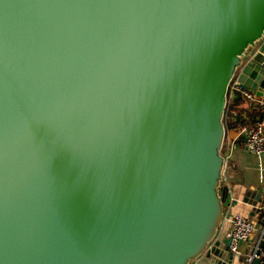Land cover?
<instances>
[{
  "label": "water",
  "instance_id": "water-1",
  "mask_svg": "<svg viewBox=\"0 0 264 264\" xmlns=\"http://www.w3.org/2000/svg\"><path fill=\"white\" fill-rule=\"evenodd\" d=\"M263 37L264 0H0V264H240L225 115Z\"/></svg>",
  "mask_w": 264,
  "mask_h": 264
},
{
  "label": "built area",
  "instance_id": "built-area-1",
  "mask_svg": "<svg viewBox=\"0 0 264 264\" xmlns=\"http://www.w3.org/2000/svg\"><path fill=\"white\" fill-rule=\"evenodd\" d=\"M261 41L264 44V37ZM229 94L230 96L239 95L245 102L254 104L259 108H264V97L257 99L255 93L244 89L237 78L232 81ZM232 117L236 118L237 115L232 114ZM238 132L239 137H243L244 139L247 153L258 160L259 167L262 169V163L264 161V118L253 124L242 125L238 129ZM234 149V143H228L226 151L222 154L224 157V169L220 191L221 194H226L225 202L229 197H231V201L233 198L228 166L232 159ZM253 207L254 214L258 217L256 222L237 214L229 219L230 228L226 232V238L230 243L229 252L239 256L240 264H264V197ZM243 246L244 250H242ZM199 261H192L193 263L191 262V264H198Z\"/></svg>",
  "mask_w": 264,
  "mask_h": 264
},
{
  "label": "crops",
  "instance_id": "crops-1",
  "mask_svg": "<svg viewBox=\"0 0 264 264\" xmlns=\"http://www.w3.org/2000/svg\"><path fill=\"white\" fill-rule=\"evenodd\" d=\"M263 49L264 44L260 40L255 47L248 50V53H254ZM232 114H236L237 117H232ZM263 118L264 108H259L254 104L245 102L239 95L230 96L225 119L227 123L225 144L234 143L235 145L233 156L228 166L233 198L231 201V197H229L223 205V220L216 237L217 240L223 243L228 242L226 232L230 228L229 219L234 215H243L254 222L258 220V217L254 214V207L251 204V201L254 199V193L247 196V192L251 186H255L256 189L263 188L262 198L264 197V161L262 169H260L258 160L247 153L244 139L243 137H239L238 129L242 125L253 124ZM242 250H244V246Z\"/></svg>",
  "mask_w": 264,
  "mask_h": 264
},
{
  "label": "rangeland",
  "instance_id": "rangeland-1",
  "mask_svg": "<svg viewBox=\"0 0 264 264\" xmlns=\"http://www.w3.org/2000/svg\"><path fill=\"white\" fill-rule=\"evenodd\" d=\"M226 147H227V144L224 143V147H223V149H222V154H223V152L226 150Z\"/></svg>",
  "mask_w": 264,
  "mask_h": 264
},
{
  "label": "trees",
  "instance_id": "trees-1",
  "mask_svg": "<svg viewBox=\"0 0 264 264\" xmlns=\"http://www.w3.org/2000/svg\"><path fill=\"white\" fill-rule=\"evenodd\" d=\"M229 97H230V95H229ZM225 116H227V111H226V115H225ZM226 124H227V123L225 122V126H227Z\"/></svg>",
  "mask_w": 264,
  "mask_h": 264
}]
</instances>
